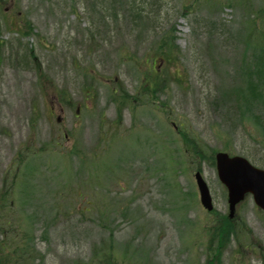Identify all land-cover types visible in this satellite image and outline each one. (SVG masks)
Returning a JSON list of instances; mask_svg holds the SVG:
<instances>
[{"label":"rangeland","instance_id":"1","mask_svg":"<svg viewBox=\"0 0 264 264\" xmlns=\"http://www.w3.org/2000/svg\"><path fill=\"white\" fill-rule=\"evenodd\" d=\"M226 1L0 0V193L31 249L21 261L207 263V231L227 214L211 150L264 169V60L246 45L264 41V0ZM166 43L174 62L156 60L150 101L145 58ZM118 88L136 97L120 118ZM195 171L218 214L201 208ZM233 223L243 235L221 264H261L264 215L250 197Z\"/></svg>","mask_w":264,"mask_h":264},{"label":"trees","instance_id":"2","mask_svg":"<svg viewBox=\"0 0 264 264\" xmlns=\"http://www.w3.org/2000/svg\"><path fill=\"white\" fill-rule=\"evenodd\" d=\"M30 31H27L29 33ZM167 44V43H166ZM170 52L174 50L173 46L171 44H167ZM246 45L250 48H253L254 51L261 53L260 59L264 60V41H257L256 44L252 45L248 41H246ZM161 49V48H160ZM163 51V50H162ZM160 50H158V53ZM257 64L254 65V69L257 68ZM263 76H264V63H263ZM260 74V72H258ZM248 74V73H247ZM246 74V76H247ZM158 78V77H157ZM159 80L156 79L152 85L148 84V80H145V83L142 88L143 93H139V95H148L149 100L152 101L154 99L155 94L157 91H159ZM121 93H110L112 100L118 104L117 106V114L118 117H121V111L123 107L128 106L129 100H136V97H130L126 93L122 91L121 88H118ZM243 92L244 89L240 88ZM145 91V92H144ZM248 91L251 93V95L258 97L261 96V93H258V87L250 85L248 87ZM147 92V93H146ZM257 93V94H256ZM186 138L183 136V139ZM186 141V148H188L191 153L196 156L202 158V149L199 146L197 141H193L191 139H185ZM73 155H76L75 153H72ZM21 164H18L15 170L16 173H20L21 171ZM7 175V174H6ZM5 175V176H6ZM17 178V176H14ZM15 183H13L14 186ZM6 192L0 193V264H13L14 261H18L16 264H32L31 261L34 258H27V260L21 261L23 256L29 254L30 247L28 246V242L25 237V233L13 232L9 228L13 225H19V221H16L15 219L10 220L8 216V208L5 203L7 202L6 199ZM219 220L217 219L215 226L210 230V241H209V247L214 242V247L216 249H222L225 245H227L231 240L233 239H240L241 237V231L239 228H235L233 226V223L227 220V217L224 216H218ZM13 234H17L15 238H11ZM238 248L241 249L240 242H237ZM5 258V260H4Z\"/></svg>","mask_w":264,"mask_h":264},{"label":"water","instance_id":"3","mask_svg":"<svg viewBox=\"0 0 264 264\" xmlns=\"http://www.w3.org/2000/svg\"><path fill=\"white\" fill-rule=\"evenodd\" d=\"M217 173L220 182L228 191L230 217L233 216L237 203L246 194H252L255 204L264 211V171L251 167L239 158L229 159L226 155L216 157ZM202 206L211 211V200L205 183L200 175L195 176Z\"/></svg>","mask_w":264,"mask_h":264}]
</instances>
